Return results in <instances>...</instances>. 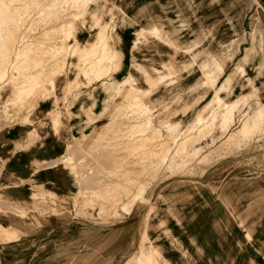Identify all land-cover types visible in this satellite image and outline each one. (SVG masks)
Segmentation results:
<instances>
[{"label": "rangeland", "instance_id": "374dc122", "mask_svg": "<svg viewBox=\"0 0 264 264\" xmlns=\"http://www.w3.org/2000/svg\"><path fill=\"white\" fill-rule=\"evenodd\" d=\"M10 1L0 0V128L22 124L31 130L28 138L40 139L47 126L37 117V104L57 97V103H65L59 118L69 117L68 107L81 87L88 91L93 108L83 111V125L69 135L61 159L72 177L69 195L59 198L39 191L34 198L45 206L37 203L15 211L9 204L8 216L18 221L30 216L37 223L43 214L54 215L61 223L114 229L121 234L129 225L139 234L134 243L139 254L133 256L135 249L130 246L134 244L125 238L120 243L125 257L119 264H167L156 252L163 247L176 260L190 264L192 243L177 238L191 219L193 203L199 199L208 204V195L226 182H264L261 6L255 0H169L166 23L153 18L151 25H179V30L149 34L147 29L136 46H147L149 35L161 40L169 52L161 56L156 51L149 61L132 60L135 66L129 65L128 74L134 81L118 90L100 85L74 67L75 54L80 55L77 34L87 33L85 42L97 34L98 26L89 16L92 12L105 26L98 37L113 48L120 11L110 1L13 0L4 7ZM17 6L22 8L20 13ZM9 8L12 13L7 12ZM208 25L263 27L243 36L248 45L242 46L247 48L241 53L243 40L216 39ZM214 60L221 66H215ZM88 61L86 57L85 68L93 64ZM207 63L213 79L217 77L214 84ZM117 65L115 59L109 66L115 70ZM137 66H141L138 71ZM189 75L193 77L187 79ZM104 81L120 79L112 74ZM98 90L105 99L95 116ZM215 95L222 101L213 99ZM236 99V104L225 108L224 103ZM61 128L51 126L54 133ZM143 232L156 251L145 248ZM4 233L12 238L10 231ZM94 241L88 237L86 246L93 253L88 264L100 251L95 245L107 242ZM133 257L134 262L130 261ZM67 264H77V258L72 255Z\"/></svg>", "mask_w": 264, "mask_h": 264}, {"label": "crops", "instance_id": "0c3cea01", "mask_svg": "<svg viewBox=\"0 0 264 264\" xmlns=\"http://www.w3.org/2000/svg\"><path fill=\"white\" fill-rule=\"evenodd\" d=\"M12 1H10L11 3L6 2V5L3 6L7 7L12 4ZM27 1L30 3L35 0ZM89 1L87 0L86 3L88 4ZM108 1L120 11V14H117L120 17L116 18L117 25L113 29V48L98 37L99 29L105 28V26L99 24V18L95 17L92 12L89 16L94 25L98 26L97 34L88 42H85L88 37L87 33L83 31L77 34V38L81 42L77 41L80 57L75 54L77 59L74 67L82 74L93 77L94 81H98L100 85H107L108 88L116 86L119 90L125 86L126 82L133 80L128 74L132 60L142 58L149 61L156 51L161 56L167 55L169 52L161 40L149 35L147 46L139 49L136 47L138 37L140 38L144 31L147 32V29L149 34H157L162 31L164 33V30L168 29L178 31L179 25H151L153 18L159 20L160 23H166L165 13L169 0ZM198 1L200 2V0ZM255 2L261 6L262 12H264V0H255ZM20 8V6L16 7L17 13L22 11ZM10 10L11 8L7 12L10 13ZM207 11L210 12V10ZM202 12L204 13L203 10ZM124 21L129 22V25H122L121 22ZM208 26L215 31L216 39L243 40L240 42L241 53L244 48H247V46L244 48L242 46L248 45L247 39L243 36L252 29L257 31L258 29L262 30L263 27L262 25ZM192 29L197 30V27ZM137 48V51H133ZM86 57L93 64L85 68L83 62ZM115 59H118V65L115 66V70H112L109 65L114 63ZM214 62L215 66L220 65L218 61L214 60ZM140 67H135L136 71ZM162 67L167 70L166 66ZM208 67L209 78H212L211 82L214 84L217 77L214 76L213 79L210 65ZM154 70L160 72L159 69ZM112 74L115 79H120V81H104V78ZM160 77L161 75H157L156 78ZM192 77L189 75L187 79ZM227 79L224 80L227 81ZM222 87L220 84V89ZM137 91L140 90L137 89ZM142 93L144 92L142 91ZM95 96L98 106L93 111H95V116H98L105 94L98 90ZM214 98L221 100L216 95ZM57 99V97H52L39 102L36 106L37 117L44 119L42 124L47 126L46 132L40 139L28 138V133L31 130L29 131L22 124L0 128V264H67L72 255L77 258V264H88L90 263L89 255L93 254L86 246L88 237L95 238L94 243L96 244L99 242L105 244V240L107 241L104 246L100 247L93 244L100 251L92 257V264H104L105 262L106 264H119L125 257V249L120 243L127 238L129 244H134L139 236L137 231L129 225L127 228H130L121 234V231L114 229L98 228L97 226L88 229L82 225L61 223L54 215L43 214L37 223L30 216L25 220L18 221L8 216L6 211L9 204L15 208V211L24 208L30 209L31 205L38 206L39 202L34 198V195L39 194V191L59 198L67 197L72 191V177L68 169L61 165V159L69 135L73 136L74 129L83 125V111L89 107L93 108V106L89 101L88 91L81 87L76 98L68 107L70 116L59 118L58 113L64 110L62 104L65 103H57ZM237 101L236 99L229 104L224 103V105L230 107ZM207 106L209 105L207 104ZM46 114H51V117L43 118ZM52 125L62 128L54 133L51 129ZM68 128H71L70 134H68ZM67 161L65 159L63 163ZM207 201L208 204H201L198 199V204L193 203L190 211L191 219L187 221L186 229L180 232L177 238L184 243L190 239L192 243L190 264H264V182H226L222 187H217L214 194L208 195ZM39 206L45 205L39 203ZM8 231L12 234L11 239L8 238L7 234L9 233H4ZM143 234L146 238L145 248L156 251L145 232ZM133 247L135 250L131 253L136 257L139 254L138 246L134 244L130 246V249ZM156 252L158 257L160 256V260L166 261L167 264H184L176 260L175 255L167 248L164 251L163 247L162 253ZM133 258L130 261L134 262L135 258Z\"/></svg>", "mask_w": 264, "mask_h": 264}, {"label": "bare ground", "instance_id": "6f19581e", "mask_svg": "<svg viewBox=\"0 0 264 264\" xmlns=\"http://www.w3.org/2000/svg\"><path fill=\"white\" fill-rule=\"evenodd\" d=\"M16 5V4H15ZM40 10V9H39ZM36 12V11H35ZM18 35V34H17ZM33 39V38H32ZM13 41V40H12ZM10 42V41H9ZM16 42V41H15ZM11 46V45H10ZM9 46V47H10ZM98 46V45H97ZM19 47V46H18ZM25 47V46H24ZM96 47V46H95ZM20 49V48H19ZM12 51V50H11ZM21 51V50H20ZM17 52V51H16ZM99 52V51H98ZM9 53V52H8ZM11 53V52H10ZM83 53V52H82ZM100 54V53H99ZM5 55V54H4ZM83 55V54H82ZM99 56V55H98ZM80 57V56H79ZM83 61V60H82ZM89 62V61H88ZM83 70V69H82ZM25 81H27V80H25ZM125 82H126V80H124ZM123 83V82H122ZM29 84V83H28ZM121 84V83H120ZM124 84V83H123ZM26 85H27V83H26ZM127 85V84H126ZM121 87V86H120ZM21 90V89H20ZM225 108H226V106H225Z\"/></svg>", "mask_w": 264, "mask_h": 264}]
</instances>
